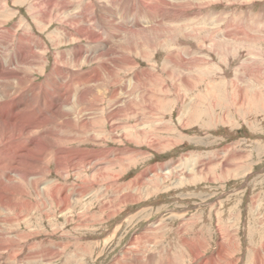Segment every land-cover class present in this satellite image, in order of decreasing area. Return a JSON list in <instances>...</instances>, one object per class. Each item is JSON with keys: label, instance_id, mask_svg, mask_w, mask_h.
Here are the masks:
<instances>
[{"label": "rangeland", "instance_id": "obj_1", "mask_svg": "<svg viewBox=\"0 0 264 264\" xmlns=\"http://www.w3.org/2000/svg\"><path fill=\"white\" fill-rule=\"evenodd\" d=\"M86 1L89 4L93 3L90 4V11L86 10L88 6V4L85 6ZM99 1L106 3L107 0H72L70 6L74 13L84 14L83 24L89 32L100 37V40L109 41L107 48L92 45L86 38L80 36V33L76 34L78 32L75 29L76 25L65 26L56 19L50 21L45 30L38 29L39 25L36 26L29 16L34 11L28 13L25 8L28 0L15 2L8 0L6 8L10 10L2 11L9 12L11 17L1 28L6 29L16 23L18 29L25 26L36 35L35 37L43 36L48 47L45 52V72L52 70L57 81L62 78L65 80L60 81V90L63 94L65 90L70 89L68 99L75 93V85L73 79L68 80L70 74L67 71H73V74L80 68L82 71L89 70L90 75H96L97 79L93 80L92 84L89 83V86L94 85L99 79L106 80L107 69H113L112 78L123 83L125 88L131 87L132 73L137 71L142 86L150 88L146 92L152 93V98L148 97L146 98L148 101L142 102L144 105L139 108L135 117L120 119L113 116L110 118L111 121L104 120L105 123L101 122L104 124H101L103 134L96 133L91 140L80 142L79 147L89 151L103 148L102 153L107 159L121 157L119 159L122 163L115 162L109 165L106 176L98 174L96 177L95 174L87 177L91 169L89 167L75 172L71 169L63 178H59L54 172L49 174L51 178H57L58 182L65 186L68 198H72L70 201L72 209L67 214L58 212L54 202L46 201L42 194L38 197L29 183L24 182L22 188L25 194L15 199L16 207L7 213V217H10L9 231L1 223V226H4L2 232L10 234L12 231L15 235L16 231L19 236H13L14 241L11 244L6 242L10 236L0 240L2 247L0 264L9 262L29 264L32 255L43 256L48 251L47 247L56 248L62 244L67 247L51 264H61L63 258L77 256L82 264H110L120 254V250L125 249L131 241L136 243L137 249L141 248L147 254H142L140 249H138L140 252L136 251L141 257L145 255L141 259L143 261L139 263L137 259H132L134 257L130 252L125 257L124 264H143L146 258L149 259L144 264H194L198 261L200 262L197 264H254L256 260L258 261L255 264H264V0H201L204 1L201 5L194 0L178 2L172 0L167 3H165L167 0H111L115 6L109 8L113 17L107 11L109 16L106 18L109 19H105H111L108 24L101 17L98 18L103 8ZM109 1L107 2L111 3ZM149 10L155 12L153 18ZM2 12L0 13L3 14ZM114 17L117 18H115L117 23ZM0 18L3 16L0 15ZM116 26L121 29L117 28L115 31ZM142 27L156 28L152 29L153 33L148 30L149 40L142 39L140 32H137ZM58 28H65L69 32L71 37L69 42L58 41L55 36ZM111 30L117 34L114 35V32L112 34ZM134 30L136 34L130 35L129 38L134 40L132 44L135 50L128 55L132 57V62L130 60L127 62L132 65L129 64L128 67L125 63L126 65L123 64L122 67H115L120 53L127 55L120 51L123 49L117 41L122 46L126 45L123 40L127 38L128 33H134ZM136 36L138 38L134 39ZM11 40L12 47L7 51L20 48L15 38ZM110 45L113 48L108 49ZM196 46L198 47L195 48ZM72 47L80 49L82 57L90 56V62L79 66L70 64L62 66L61 58L68 57ZM60 51L63 55L59 54ZM56 53L59 58L54 57L53 54ZM98 55L102 56L97 58ZM100 58L106 63L102 64ZM44 73L39 75L40 79L35 82L42 80ZM61 74L62 76H59ZM182 79L190 86L181 83L186 88L182 87L183 85H180ZM75 80L83 85L85 78L78 76ZM34 90L36 92V88ZM44 92V98L33 93L28 98L14 101V104L3 101L0 121L4 118L6 120L8 116L7 122L12 123L18 119L22 120V115L27 119L32 117L38 122L45 115H49V111L52 112V107L49 106L51 102L55 106L67 98L64 95L59 96V92L51 85ZM107 103V99L103 98L102 101H98L97 106L105 107ZM21 110L23 114L20 113ZM139 122L141 133H132V124ZM119 127H124V133ZM96 128L99 127L96 125L95 130ZM42 131L43 128L35 131L36 138L28 139L27 142L34 139L30 146H35L37 143L35 139L45 134ZM57 132L62 133L60 129L53 133ZM16 151L18 149L14 152ZM24 153H28L26 149ZM24 155L21 153L14 155L16 163L10 171L12 179H16L19 170L25 167L29 158ZM200 171L201 173H198ZM47 180L43 179L38 186L43 187ZM80 185L88 188L81 190ZM74 190L83 194H75ZM93 190L95 191L92 192ZM75 197H78V200H73ZM26 200L32 203L37 201V209L28 211L23 206L19 210L17 205L21 206ZM0 210L4 211L1 208ZM91 216L93 218L88 219ZM22 217L25 220H19ZM84 221L86 224L82 225ZM144 235H148L150 243L141 239L147 244L142 245L143 249L140 245L142 241L137 243L135 238ZM2 243L6 245L3 247ZM219 243L227 250L221 256L216 253L219 250ZM128 246V250L133 251L135 245ZM12 252L15 253L11 254ZM196 252L199 255L195 259L191 257V253ZM37 257L33 259L36 260Z\"/></svg>", "mask_w": 264, "mask_h": 264}, {"label": "bare ground", "instance_id": "obj_2", "mask_svg": "<svg viewBox=\"0 0 264 264\" xmlns=\"http://www.w3.org/2000/svg\"><path fill=\"white\" fill-rule=\"evenodd\" d=\"M4 1V2H3ZM13 2H15L16 0H12ZM29 2L26 3V9L27 12H31L32 10L34 12H32V15L29 14L30 18L32 19V21L34 22V24L36 26H38V29L41 30H45L46 26L50 23V21L56 19L59 22L67 25L69 24H74L76 25L75 29H77V33L80 36L86 38L88 40V42H90L92 45H99V47H106L108 46L109 41L107 39L105 40H100V37H97L93 32H89L87 30V28L84 26V22H83V16L84 14H79L77 12L74 13V10L71 9V2L72 0H28ZM108 1V0H107ZM106 1V3H102L101 2V6L103 7L101 10L102 12H100L98 15V18L101 17V19L103 21H105V23H109L110 20H106L109 18H106L107 15L109 16V8H114V4L113 2L110 0L108 3ZM140 1V0H139ZM142 1V0H141ZM159 1V0H158ZM157 1V2H158ZM172 0H167L165 3L170 2ZM181 1V0H176V2ZM186 1H190V0H186ZM196 1L198 4H202L204 1L201 2V0H194ZM27 2V1H26ZM87 3L85 4V6H87L86 10H89V7H91L90 4L93 3H88V1H86ZM146 2V1H145ZM144 2V4H145ZM150 3V2H149ZM160 3V2H159ZM164 3V4H165ZM6 4L8 3V0H2V4H0V12L2 11H9L10 9L6 8ZM96 4V3H95ZM117 5L118 2L116 3ZM148 4V3H147ZM146 4V5H147ZM163 4V1H162ZM155 5V4H154ZM171 5V4H170ZM168 5V6H170ZM220 5V4H219ZM123 6V4H122ZM166 6V4H165ZM164 6V7H165ZM188 6V5H187ZM74 7V6H73ZM77 7V6H76ZM96 7V6H95ZM184 7H186V5H184ZM190 7V6H189ZM12 8V7H11ZM122 8V7H121ZM131 8V7H130ZM129 8V9H130ZM98 9V8H97ZM156 9V8H155ZM190 9V8H189ZM15 10V9H14ZM93 10V9H92ZM115 10V9H114ZM151 10V9H150ZM149 10V13H151L150 15L152 16V18L154 17V13ZM157 10V9H156ZM12 11V10H11ZM90 11V10H89ZM130 11V10H129ZM16 12V11H15ZM13 12V13H15ZM79 12V11H78ZM95 12V11H94ZM3 13V12H2ZM9 13V12H8ZM7 12H4L3 14L0 13L1 16H3V18H0V108L3 105V101L8 103V104H14V101H18V100H23V98H28L30 97L33 93L36 94H40V97L45 96V90L47 88L50 87V85L52 86V88L59 92V96H67V98L64 100V102L62 101V103L57 104L54 106V104H52L53 102L50 103V107H52V112L50 113L49 111V115H45L44 117H42L43 119H38V122H35L34 119H32V117H30L29 119L22 117L21 119H18V121H12L11 122H7V118L8 116H6V120L1 119L0 121V208L4 211L0 210V240H3L5 237H9L10 239L9 241H6L7 244L11 242H13V236L18 237L19 234L16 233L15 231V235H13L14 233L11 231V233L9 234L8 232L3 231L2 228H4L7 231L8 230V222L10 221V217H7V213H9V211H13V207H16L15 204H17L15 201V199H17L18 196L23 195V185L24 182L29 183L28 185H30V188H33L35 194L38 195V197H44L46 199V201H52L54 202L57 207H58V212H60L61 214H67V212L71 211V199L72 198H68L67 193H66V188L65 186H62L60 184V182H58L57 178H51L49 176V174L51 172H54L59 178H63L66 177L68 175V173L70 172V170H74L75 171H83L87 168L85 167H89L90 169V173L89 176L87 177H92L95 176L96 177L98 174L102 175V176H106L107 175V170L109 168V165H112L115 162L120 163L121 157H113L114 159H107V157L104 156V153H102L101 149H92V151H89L86 148H82L79 147L80 142H86L91 140L94 136V134L96 133H100L103 134L104 130L102 128V124L101 122H104V120L106 121L107 119L109 120L111 117L115 116V117H135V115L139 112V108L142 107V105H144V103L142 104V102L144 100H147L146 98H152V93L148 94L146 91L150 90V88H146L142 86V82L141 79H139V76L137 75V71L132 73V77L130 79V83H131V87L129 88H125L121 83V82H117L118 80H115V78H112V76H114V70L113 69H107V75H106V80H101L99 79L94 85L89 86V83H91L93 80H96L97 77L95 74H91L93 75L91 77V75L89 74V70L86 71H82V69H78V71L74 72L72 74L73 71H67L70 75L67 77L69 81H71V79H73V84L75 85V89L73 93V96H71L72 98L68 99L70 92V89H67L63 92V94L61 93V85H60V81L64 80L62 78V80L57 81V79L54 77L55 75H53L54 73H52V70L49 71L48 73L45 72V64H46V60H45V52L46 49L48 47H46V42L44 41V38L42 35H39V37H35L36 35L33 34V32H31L30 29H26V27L23 29H18L19 27L17 26V24L12 23L14 25H12L11 27L8 28H1V26L7 21L8 22V18L11 17V15H9ZM91 12H89L90 14ZM112 12H110L111 14ZM121 13V12H119ZM34 14V15H33ZM92 14V13H91ZM98 14V13H97ZM126 14V13H125ZM112 15V14H111ZM230 15V14H229ZM88 16V15H87ZM91 16V15H89ZM140 16V15H139ZM113 17V15H112ZM106 18V19H105ZM116 17H114L115 19ZM85 19V18H84ZM91 19V18H90ZM92 19H94L92 17ZM117 19V18H116ZM115 19V22L117 23ZM137 19V17L135 18ZM157 19V18H156ZM165 19V18H164ZM75 20H79L78 22H76ZM87 20V19H86ZM89 20V19H88ZM57 21V22H58ZM101 21V23L103 22ZM138 21V20H137ZM136 21V22H137ZM156 21V20H155ZM58 22V23H59ZM92 22V21H89ZM94 22V21H93ZM99 22V20H98ZM18 23V22H17ZM100 23V22H99ZM112 23V22H111ZM115 23V24H116ZM141 23V22H140ZM6 24V23H5ZM23 24V23H22ZM38 24V25H37ZM113 24V23H112ZM58 25V24H57ZM86 25V24H85ZM97 25V24H96ZM101 25V24H100ZM106 25V24H105ZM103 25V26H105ZM118 25V24H117ZM126 25V24H125ZM153 25V24H152ZM157 25V23H156ZM155 25V27H156ZM63 26V25H62ZM87 26V25H86ZM108 27H110L109 25H107ZM112 26V25H111ZM119 26V25H118ZM133 26V25H132ZM159 26V25H158ZM92 27V26H91ZM123 27V26H122ZM137 27V26H136ZM70 28V27H69ZM98 28V27H97ZM104 28V27H103ZM119 27H114V30L116 31V29ZM124 28V27H123ZM126 28V27H125ZM16 29V30H15ZM96 29V28H95ZM102 29V28H101ZM112 29V28H111ZM121 29V28H119ZM131 29V28H130ZM137 29V28H136ZM152 29L156 30V28H148L147 27H142L140 30H138L137 32H140V37H142V39L144 38L149 40V36H148V30H150L152 32ZM20 30V31H17ZM60 30V31H59ZM69 30V29H68ZM98 31L100 30L97 29ZM96 30V31H97ZM105 30V28H104ZM112 31V30H111ZM115 31H112L111 33L114 35L117 34ZM167 31V30H166ZM186 31V30H185ZM200 31V30H199ZM41 32V31H40ZM108 32V31H107ZM106 32V33H107ZM121 32V31H120ZM119 32V33H120ZM198 32V31H197ZM255 32V31H254ZM118 33V34H119ZM153 33V32H152ZM155 33V32H154ZM199 33V32H198ZM229 33V32H228ZM33 34V35H31ZM121 34V33H120ZM132 34H136L135 30L134 33L130 32L128 33L126 36L127 38H125L123 40V42L126 43V45L124 44L122 46V44L120 42L117 41V43L120 44V46L122 47L123 50H120L121 52H125L127 53V55H122L120 53V57L117 61L118 63L115 65L118 67H122L123 64L129 62H132V57L128 56L129 53L131 51L134 52V47L132 44V41L134 40H130L129 36ZM151 33H149L150 35ZM156 34V33H155ZM201 34V33H200ZM210 34V33H209ZM208 34V36H209ZM50 35V34H49ZM53 35V34H52ZM113 35V36H114ZM152 35V34H151ZM187 35V34H186ZM207 35V34H205ZM211 35V34H210ZM55 36H57V39L60 43H67L70 41V34L69 32L64 28H58V32H56ZM101 36V35H100ZM108 36V34L106 35V37ZM135 36V35H134ZM212 36V35H211ZM48 37V36H47ZM78 37V36H77ZM76 37V38H77ZM111 39V36H109ZM120 37V36H119ZM122 37V36H121ZM205 37V36H204ZM210 37V36H209ZM12 38L16 39V42H19V47L20 48H16V50L14 51H7L12 47ZM50 38V37H48ZM124 38V37H123ZM138 38V36H136L134 39ZM152 38V36H151ZM202 38V37H201ZM55 39V38H54ZM117 39V38H116ZM162 39V38H160ZM206 39V38H205ZM208 39V38H207ZM210 39V38H209ZM208 39V40H209ZM74 39L72 38V41ZM120 40V39H119ZM143 40V41H144ZM249 40V39H248ZM76 41V40H75ZM116 41V40H115ZM161 41V40H160ZM168 41V40H167ZM166 41V42H167ZM174 41V40H173ZM15 42V43H16ZM54 42V41H53ZM56 42V41H55ZM54 42V43H55ZM80 42V41H79ZM87 42V41H86ZM112 44V41H110ZM114 42V41H113ZM141 42V41H140ZM159 42V41H158ZM165 42V43H166ZM208 42V41H206ZM73 43V42H72ZM136 43H138L136 41ZM152 43V42H151ZM210 43V42H209ZM49 44V43H48ZM59 44V43H58ZM115 44V43H114ZM118 44V45H119ZM141 43H139L140 45ZM150 44V43H149ZM167 44V43H166ZM170 44V43H169ZM16 45V44H15ZM33 45V47H32ZM65 45V44H63ZM91 45V46H92ZM117 45V46H118ZM148 45V44H147ZM193 45V44H192ZM190 45V46H192ZM48 46V45H47ZM151 46V45H150ZM165 46V45H164ZM194 46V45H193ZM14 47V46H13ZM52 47V46H51ZM60 47V46H59ZM88 47V46H87ZM144 47V46H142ZM198 46H196L195 48H197ZM15 48V47H14ZM53 48V47H52ZM110 48H113L112 45H110ZM192 48V47H191ZM13 49V48H12ZM11 49V50H12ZM19 49V50H17ZM26 49H28L26 51ZM141 49V48H140ZM159 49V48H158ZM165 49V48H164ZM194 49V48H193ZM25 50V51H24ZM80 50V49H79ZM77 47H72L71 48V54L68 53V57H63L62 59V66H64V64H66L67 66L70 64L71 66H79L83 63H87L90 62L89 60H91L90 56L87 55H83V57L81 56V53L79 52ZM107 50V49H106ZM147 50V49H146ZM201 50V49H199ZM198 50V51H199ZM97 51V50H96ZM117 51V50H116ZM193 51V50H192ZM197 51V50H196ZM203 51V50H202ZM68 52V51H67ZM84 52V51H83ZM106 52V51H105ZM132 52V53H133ZM58 53V52H57ZM53 54L55 55L54 57L59 58L58 54ZM63 52L60 51L59 54L61 55ZM88 52H86L87 54ZM192 53V52H191ZM96 54V53H95ZM104 54V53H103ZM115 54V53H114ZM118 54V53H117ZM135 54V53H134ZM202 54V53H201ZM200 54V56H201ZM63 55V54H62ZM93 55V54H92ZM105 55V54H104ZM102 55H98L97 58L101 57ZM106 56V55H105ZM199 56V55H198ZM199 56V57H200ZM202 57V56H201ZM96 58V59H97ZM130 58V59H129ZM166 59V57H164ZM231 58V57H230ZM55 59V58H54ZM194 59V58H193ZM56 60V59H55ZM54 60V62H55ZM104 60H106V57H104ZM108 60V58H107ZM111 60V59H110ZM185 60V59H184ZM183 60V61H184ZM198 60V59H197ZM196 60V61H197ZM60 61V60H59ZM100 61H102L101 63L105 64L106 62L103 61V59ZM168 61V60H167ZM179 61V59H178ZM61 62V61H60ZM174 62V61H173ZM177 62V61H176ZM199 62V61H198ZM100 63V62H99ZM185 63V62H184ZM53 64V63H52ZM112 64V63H111ZM110 64V65H111ZM130 63H127V66ZM163 64V63H162ZM169 63H166V65ZM173 64V63H172ZM178 64V62H177ZM183 64V63H182ZM231 64V63H230ZM54 65V64H53ZM99 65V64H98ZM126 65V64H125ZM124 65V66H125ZM132 65V64H130ZM159 65V64H158ZM165 65V67H166ZM51 66V65H50ZM104 66V65H103ZM107 66V65H106ZM170 66V65H168ZM52 67V66H51ZM96 67V66H95ZM100 67V66H99ZM129 67V66H128ZM159 67V66H158ZM164 67V68H165ZM70 68V67H69ZM101 68V67H100ZM124 68V67H123ZM122 68V69H123ZM171 68V67H170ZM95 69V68H94ZM117 69V68H116ZM127 69V68H126ZM163 69V67H162ZM166 69V68H165ZM207 69V68H206ZM59 70V69H58ZM72 70V69H71ZM97 70V69H96ZM54 71V70H53ZM120 71V70H119ZM118 71V72H119ZM131 71V70H130ZM171 71V70H169ZM173 71V70H172ZM176 71V70H175ZM45 72V73H44ZM92 72V71H91ZM167 72V70H166ZM44 73V78H42V80H40L39 82H35V80H38L39 75H42ZM116 73V72H115ZM121 73V72H120ZM152 73V72H151ZM168 73V72H167ZM176 73V72H175ZM231 73V72H230ZM229 73V74H230ZM57 74V72L55 73ZM89 74V75H88ZM104 74V72H103ZM140 74V73H139ZM157 74V73H156ZM173 74V72H172ZM121 75V74H120ZM161 75V74H160ZM164 75V74H163ZM166 75V74H165ZM169 75V74H168ZM59 76H62L59 75ZM78 76H83L85 78V81L83 82V85H80L81 83L78 80H75ZM124 76V75H122ZM159 76V75H158ZM173 77V75H171ZM186 76V75H185ZM184 76V77H185ZM170 77V76H169ZM181 77V76H180ZM183 77V79H184ZM100 78V77H99ZM187 78V77H186ZM185 78V79H186ZM40 79V78H39ZM161 79V78H160ZM179 79V78H178ZM182 79V80H183ZM146 80V79H145ZM163 80V79H161ZM187 80V79H186ZM65 81V80H64ZM120 81V80H119ZM124 81V80H123ZM154 81V79H153ZM170 81V80H169ZM179 81V80H178ZM177 81V82H178ZM189 81V80H187ZM63 82V81H62ZM148 82V81H146ZM151 83V82H150ZM149 83V84H150ZM166 83V82H165ZM181 83H187L185 80H183L182 82L180 81V85ZM192 83V82H191ZM92 84V83H91ZM155 84V83H154ZM157 84V83H156ZM179 84V82L177 83ZM175 83V85H177ZM72 85V84H70ZM144 85V84H143ZM146 85V84H145ZM144 85V86H145ZM183 85V84H182ZM181 85V86H182ZM190 86L189 83H187V86ZM193 85V84H192ZM162 87V84L160 85ZM167 86V85H166ZM170 87V85H168ZM173 86V85H172ZM66 87V86H65ZM73 87V86H72ZM153 87V86H151ZM159 87V85H158ZM157 87V88H158ZM165 87V85H164ZM184 87V85L182 86ZM209 87V86H208ZM34 88H36V92L34 90ZM154 88V87H153ZM186 88V87H184ZM156 89V88H155ZM172 89V88H171ZM179 89V88H178ZM191 89V88H190ZM136 90V93H135ZM154 90V89H153ZM158 90V89H157ZM85 91V92H84ZM166 91V90H165ZM164 91V92H165ZM177 91V90H176ZM212 91V90H211ZM184 92V91H183ZM61 93V94H60ZM176 94V93H175ZM151 95V96H149ZM158 95V94H157ZM180 95V94H178ZM182 95H180L181 97ZM154 97V96H153ZM179 97V96H178ZM44 98V97H43ZM62 98V97H61ZM103 98H106L108 103L107 105H105V107H98L97 103L98 101H102ZM177 98V97H176ZM175 98V99H176ZM64 99V97H63ZM152 101V99H150ZM154 100V99H153ZM170 100V99H169ZM174 100V99H173ZM182 100V99H181ZM58 101V100H57ZM105 101V100H104ZM141 101V102H140ZM148 101V100H147ZM178 101V100H177ZM40 102V101H39ZM150 102V101H149ZM153 102V101H152ZM181 102V101H180ZM59 103V101H58ZM151 103V102H150ZM32 104V103H31ZM30 104V105H31ZM149 105V103H148ZM156 105V104H155ZM37 107V105H35ZM158 106V105H157ZM9 107V106H8ZM25 107V106H24ZM31 107V106H30ZM147 107V106H146ZM156 107V106H154ZM28 108V107H27ZM150 108V107H149ZM3 109V108H2ZM0 109V110H2ZM6 109V108H5ZM4 109V110H5ZM22 109V108H21ZM26 109V107H25ZM107 109V110H106ZM153 109V108H152ZM156 109V108H155ZM20 110V109H19ZM145 110V109H144ZM42 111V110H41ZM20 112V111H19ZM23 111L21 110V114ZM151 112V111H150ZM2 113V112H1ZM7 113V112H6ZM5 113V114H6ZM7 115V114H6ZM5 116V115H4ZM183 116V115H182ZM10 117V116H9ZM34 117V116H33ZM137 117V116H136ZM142 117V116H141ZM140 117V118H141ZM12 119V118H11ZM36 119V118H35ZM122 119V118H120ZM136 119V118H135ZM111 121V119H110ZM138 121V120H137ZM142 122V121H141ZM105 123V122H104ZM137 123V122H136ZM102 124V125H101ZM109 124V122H108ZM114 124V123H113ZM119 124V123H117ZM139 124H132L131 128L133 130L132 133H141V129L139 127ZM96 125L100 128H96ZM111 125V124H110ZM109 125V126H110ZM116 125V122L115 124ZM108 126V125H107ZM120 126V125H119ZM128 126V125H127ZM130 126V125H129ZM143 126V124H142ZM112 127V126H111ZM116 127V126H115ZM121 127V126H120ZM119 127V128H120ZM43 128L42 132H45V134H43L41 136V138L39 139H35L37 140V143L35 146H30L33 142L28 139L32 138H36L35 137V131H39V129ZM124 127L120 128L121 131L124 133ZM62 133H53L57 130H59ZM92 129V130H91ZM107 129V128H106ZM90 133H87L88 131H90ZM131 130V131H132ZM144 132V131H143ZM57 134V135H56ZM33 136V137H32ZM99 137V136H98ZM153 137V136H152ZM103 139V138H102ZM96 141V140H94ZM99 141V140H97ZM122 141V140H121ZM23 144H26L23 145ZM85 144V143H84ZM24 146L22 148V146ZM93 146V145H92ZM14 147V148H13ZM18 151L14 152L15 150ZM20 148V149H19ZM92 148V147H91ZM101 148V147H100ZM12 149H15L14 151ZM27 150L28 153H24V150ZM29 149V150H28ZM110 149V148H109ZM109 149L107 151H109ZM14 152V154H13ZM114 152V151H113ZM19 153L21 154H25L26 156H28V161L25 164V167L23 166V168L21 166L22 169L19 170L18 174H17V178L16 179H12V177L10 176V171L11 169L14 167V163H16V158L15 156L18 155ZM115 153V152H114ZM118 153V152H117ZM116 153V154H117ZM15 155V156H14ZM24 155V156H25ZM108 155V154H107ZM119 156V155H118ZM235 156V155H234ZM19 160V159H18ZM97 161L95 163V161ZM123 160V159H122ZM128 160V159H126ZM180 162V161H179ZM98 163V164H97ZM122 163V162H121ZM120 163V164H121ZM51 165L53 167H51ZM197 166V165H196ZM112 167V166H111ZM174 167V166H173ZM202 169V168H201ZM200 169V170H201ZM207 169V167H206ZM114 170V169H113ZM83 173V172H82ZM160 173V172H159ZM167 173V172H166ZM198 173H201L198 172ZM153 174V173H152ZM16 175V174H15ZM14 176V175H13ZM52 176V175H51ZM110 176V175H108ZM75 177H77V175H75ZM193 177V176H192ZM47 178L48 180L44 183L43 187H39V183L43 180ZM79 178V177H78ZM137 179V178H136ZM102 182V181H101ZM110 182V181H109ZM116 183V182H115ZM93 184V183H92ZM113 184V183H112ZM71 185V184H70ZM77 185V184H76ZM87 185V184H86ZM115 185V184H114ZM117 185V184H116ZM27 186V185H26ZM74 186V185H73ZM88 186V185H87ZM107 187V186H106ZM119 187V186H118ZM128 187V186H127ZM74 188V187H73ZM79 188V186H78ZM81 190H85L86 187L85 185H80ZM93 188V187H92ZM89 189L91 190V186L89 187ZM88 189V190H89ZM95 189V188H93ZM99 189V188H98ZM66 190V191H65ZM79 190V189H78ZM78 190H74L76 192H74L75 194H79L82 192H78ZM89 190V191H90ZM31 191V190H30ZM95 190H93L92 192H94ZM117 193V192H116ZM25 194V193H24ZM83 194V193H82ZM81 194V195H82ZM87 194V193H86ZM111 194V193H110ZM118 194V193H117ZM79 196V195H78ZM30 197V195H29ZM131 197V196H130ZM34 200V199H33ZM73 200H78V197H75ZM123 200V199H122ZM91 201V200H90ZM107 203V202H106ZM119 204V202H117ZM123 203V202H122ZM121 203V205H122ZM19 204V203H18ZM74 204V202H73ZM37 205L38 202L34 201L33 203L29 200H26L24 203H22L21 206L17 205L18 209L20 210L23 206L27 208L28 211H34L37 209ZM114 210V209H113ZM103 211V210H102ZM24 212V211H23ZM22 212V213H23ZM25 213V212H24ZM107 213V212H104ZM109 213V212H108ZM112 213V212H111ZM16 215V214H15ZM105 215V214H104ZM114 215V214H113ZM11 216V215H10ZM67 217V215H65ZM27 217V216H26ZM107 217V216H106ZM111 217V216H110ZM4 218V219H3ZM17 218V216H16ZM93 218V216H91L88 219ZM104 218V216H103ZM6 219V221H4ZM18 219V218H17ZM69 219V217L67 218V220ZM19 220H25L23 217L19 218ZM17 221V220H16ZM21 221V222H22ZM1 223L4 224V226H1ZM13 223V222H12ZM19 223V222H18ZM24 224V223H23ZM85 221L82 225H85ZM11 225V224H9ZM11 228V227H10ZM16 228V227H15ZM4 229V230H5ZM54 229V228H53ZM52 231V230H51ZM162 231V230H161ZM228 231V230H227ZM21 232V231H20ZM152 232V231H151ZM22 233V232H21ZM30 233V232H29ZM28 233V234H29ZM27 234V235H28ZM159 234V233H158ZM231 234V233H230ZM24 235V234H23ZM29 237V236H28ZM32 237V236H30ZM162 237V236H161ZM113 238V237H112ZM178 238V237H177ZM6 239V238H5ZM20 239V238H19ZM137 241H136V240ZM134 239V241H136L137 243H139V241L141 239H143L144 241H147V243L149 244V238L148 235H144L140 236V237H136ZM18 240V239H16ZM27 240V239H26ZM143 240L142 243H143ZM172 240V239H171ZM28 241V240H27ZM47 241V240H45ZM140 241V242H141ZM158 241V240H157ZM162 241V240H161ZM5 242V241H3ZM39 243V241H37ZM41 242V241H40ZM156 242V241H155ZM184 242V241H183ZM191 242V241H190ZM221 242V241H220ZM31 243V242H30ZM43 243V242H42ZM140 244L141 246L144 245ZM154 243V242H152ZM181 243V242H180ZM230 243V242H229ZM6 245V243H4ZM4 244L2 243L3 247ZM9 244V245H10ZM21 244V243H20ZM58 245H60L59 243H57ZM79 244V243H78ZM135 245L133 251L132 250H128L129 246L128 245ZM171 244V242H170ZM179 244V243H178ZM185 244V242H184ZM232 244V243H231ZM24 245V243H23ZM39 245V244H38ZM72 245V244H71ZM76 245V244H75ZM125 249L120 250V254L118 256L115 257V259L110 263V264H124L123 261L125 259L126 256H128V254L131 252L132 256L134 258L132 259H137L139 263H141V259H143V257H141L140 252L138 249L141 250V248L136 247V243L131 241L129 242ZM147 245V244H145ZM189 245V244H188ZM191 245V244H190ZM219 245V250L218 252H216L219 256L223 255L225 253L226 248L223 247L222 244H218ZM227 245V244H226ZM261 245V244H260ZM8 246V245H7ZM14 246V244L12 245ZM18 247V245H16ZM32 246V245H30ZM34 246H36L34 244ZM63 249H61L62 247ZM131 246V247H132ZM138 246V245H137ZM182 246V245H181ZM186 246V245H185ZM204 246V245H203ZM229 246V244H228ZM232 246V245H231ZM16 247V248H17ZM21 247V245H20ZM29 247V245H28ZM42 247V246H39ZM53 247V246H52ZM52 247H47L46 249L48 250L47 252L44 253L42 252L43 256H38L37 254L36 256L32 255V260L29 262V264H51V262L58 257L59 255H61L64 251V249L67 247V245L65 246V244L60 245L59 247L56 246V248H52ZM55 247V246H54ZM71 247V246H70ZM130 247V249H131ZM140 247V246H139ZM147 247V246H146ZM188 247V246H187ZM192 247V246H191ZM190 247V249H191ZM2 248V247H0ZM13 248V247H12ZM11 248V249H12ZM26 248V247H25ZM34 248V247H33ZM58 248V249H57ZM143 248V246H142ZM194 248V247H193ZM230 248V247H229ZM232 248V247H231ZM9 249V247H8ZM27 249V248H26ZM31 249V248H30ZM44 249V247H43ZM42 249V250H43ZM45 249V250H46ZM87 249V248H86ZM144 249V248H143ZM161 249V248H160ZM188 249V248H187ZM7 250V249H5ZM19 250V249H18ZM21 250V249H20ZM39 250V249H38ZM138 250V252H136ZM149 250V249H148ZM155 250V249H154ZM165 250V249H164ZM4 251V249L2 250ZM27 251V250H26ZM44 251V250H43ZM88 251V250H87ZM142 251V250H141ZM189 251V250H188ZM187 251V252H188ZM191 251V250H190ZM217 251V250H216ZM255 251V250H254ZM21 252V251H20ZM31 252V251H30ZM33 252V251H32ZM31 252V253H32ZM35 252V251H34ZM195 252V251H194ZM200 252V251H199ZM256 252H258L256 250ZM255 252V253H256ZM261 252V251H260ZM259 252V253H260ZM8 253H10L8 251ZM15 253V252H14ZM13 252L11 254H14ZM28 253V252H27ZM39 253V252H36ZM41 253V252H40ZM74 253V252H73ZM138 253V254H137ZM147 252L144 250V252ZM161 253V252H160ZM215 253V254H216ZM20 254V253H19ZM26 254V253H25ZM3 255V254H2ZM40 255V254H39ZM198 252L196 253H191V257L193 258H197L198 257ZM25 258L27 257L26 255H23ZM21 256L20 258L22 259ZM75 256H77L75 254ZM202 256V255H201ZM225 256V255H224ZM232 256V255H231ZM256 256V255H255ZM260 256V255H259ZM3 257V256H1ZM5 257V256H4ZM7 257V256H6ZM36 258V260H34L33 258ZM202 258V257H201ZM220 258V257H219ZM256 258H258L256 256ZM255 258V259H256ZM1 259V258H0ZM140 259V260H139ZM149 259V258H148ZM148 259L146 258L145 262H148ZM203 259V258H202ZM214 259V258H213ZM217 259V258H216ZM215 259V262H216ZM234 259V258H233ZM7 260V259H6ZM9 260V259H8ZM12 261V260H11ZM151 261V260H150ZM168 261V260H167ZM207 261V260H206ZM258 261V260H256ZM256 261L254 262V264L256 263ZM5 262V261H4ZM8 262V261H7ZM135 262V261H134ZM152 262V261H151ZM200 262V261H198ZM197 262V263H198ZM204 262V261H203ZM209 262V261H208ZM261 262V261H260ZM10 263V262H9ZM8 263V264H9ZM14 263V262H13ZM12 263V264H13ZM129 263V262H128ZM143 263V264H144ZM194 263V264H197ZM5 264V263H3ZM61 264H82V262L79 261V257H66L63 258ZM148 264V263H147ZM205 264V263H204ZM209 264V263H208ZM251 264V263H250ZM259 264V263H258Z\"/></svg>", "mask_w": 264, "mask_h": 264}]
</instances>
